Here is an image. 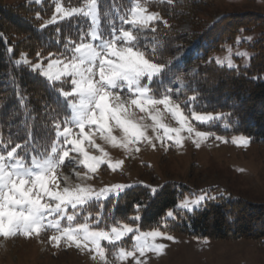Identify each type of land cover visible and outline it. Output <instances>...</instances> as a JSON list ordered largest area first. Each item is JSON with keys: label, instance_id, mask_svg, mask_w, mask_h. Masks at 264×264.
<instances>
[{"label": "snow or ice", "instance_id": "snow-or-ice-1", "mask_svg": "<svg viewBox=\"0 0 264 264\" xmlns=\"http://www.w3.org/2000/svg\"><path fill=\"white\" fill-rule=\"evenodd\" d=\"M149 2L154 0H131V7L119 17V27L110 21L107 34L100 28L98 0H84L82 7L70 10L57 3L56 13L60 14V20L73 17L90 19L88 32H81L79 41L69 37L64 43V51L49 53L46 63H33L24 54L15 62L17 65H29L32 71L45 78L56 89L58 96L63 98L68 114L64 119L53 117L55 139L42 150H37L32 129L28 130L23 143L14 145L11 140L5 143L0 133V237H31L33 234L39 235L42 230L51 229L58 233L50 237L56 246L61 239H65L69 246L74 244L77 249L94 251L103 264H108L107 246L112 247L111 255L115 259L124 261L132 258L134 264H146V260L141 259L146 253L160 254L166 247L156 243L157 238L174 239L160 228L143 231L135 224V221L140 220L139 212L143 207L140 204L136 205L137 215L130 218L132 223L116 221L111 225L100 226L103 222L102 213L93 215L90 211L92 205L100 204L110 197L118 200L131 185L114 184L100 189L88 184L69 187L67 177H64L65 186L61 188L58 176V170L66 161L86 169L83 173L76 172V176L82 180L91 179L102 164H107L113 171L121 167L123 161L113 163L108 153L95 144L92 134L96 132L113 147H122L125 151H131L129 146L135 147L141 141H147L155 147L156 140L163 141L165 138L174 141L175 145H181V134L184 132L189 136L194 134L197 138L194 143L199 147L201 141L215 136V133L197 130L192 121L207 125L225 118V114L199 113L194 109L188 110L190 115L185 114L181 103L172 98V88L161 96L155 94L152 84L155 80L162 82L168 65L154 61L147 54L146 45H141L142 34L146 31L156 32L155 22L161 21L157 12L146 14L145 4ZM162 2L171 4L172 0ZM37 18H40L39 14ZM57 19V15H53L41 27L56 23ZM162 22L167 26V21ZM8 51L13 49L9 48ZM37 56L39 58L41 53L38 52ZM216 62L224 63L219 59ZM227 66L237 67L231 57L227 60ZM176 80L183 83L182 77L177 76ZM65 85L69 86L67 90ZM196 99L195 95L188 98L189 101ZM19 100L24 104L25 97L19 95ZM160 105L171 112L178 127H169L160 121L157 107ZM132 106L142 113L155 112L151 119L154 125L163 129V135L148 137L146 129L149 126L141 123L144 117L137 119L135 113L130 111ZM28 119L25 106V120ZM31 119L35 120V117ZM110 121H114L115 126L122 131L121 138L112 134ZM216 139L224 138L216 136ZM85 141L99 149L102 155H91L84 147ZM232 142L243 145L249 143L244 136L233 137ZM135 150L139 151V148ZM73 153L76 155L73 156ZM157 190L151 188L153 194ZM207 199L215 197L201 194L195 199H185L177 207L190 212ZM166 215L167 218H175L174 211L170 210ZM125 238L133 241L130 249L123 245Z\"/></svg>", "mask_w": 264, "mask_h": 264}, {"label": "trees", "instance_id": "trees-1", "mask_svg": "<svg viewBox=\"0 0 264 264\" xmlns=\"http://www.w3.org/2000/svg\"><path fill=\"white\" fill-rule=\"evenodd\" d=\"M62 1L74 3L84 0ZM98 2L103 26L116 10L123 15L131 6V0ZM194 5L190 0L158 3L157 7L166 16L169 27L163 28L158 23L156 32L144 34V41L152 49L148 54L168 65L165 74L176 90V77H182L185 84L179 92L194 94L197 110H222L233 132L264 143V15L251 11L228 13L208 27L193 29L189 33L178 30L176 23L181 16L192 12ZM38 10L41 15H46L51 6L47 4L41 8L34 3L10 4L0 0V133L4 142L11 140L14 145L23 143L28 130L32 129L37 150H42L55 138L53 117L64 119L68 114L67 108L63 98L45 78L28 65H17L16 59L21 52H26L33 59L37 58L38 52L45 58L49 53H60L69 37L77 41L81 32L86 33L88 24L83 18L73 17L42 28L40 19L36 17ZM253 29L260 32L249 46L253 54L246 68H227L209 58L212 51L234 42L241 31ZM151 39L154 43L150 46ZM190 45L193 48L187 54L168 62L177 49ZM9 48L13 51L9 52ZM18 93L25 97L24 104H21ZM25 106L29 115L27 121ZM178 198L175 183L164 184L155 194L149 187L134 186L120 197L116 215L119 213L129 220L128 214L136 212V205L140 204L143 207L139 221L144 229L162 227L211 240H260L264 237V203L240 197L219 196L207 200L191 213L175 209V218L166 220V227H163L161 221L165 212L175 208Z\"/></svg>", "mask_w": 264, "mask_h": 264}, {"label": "rangeland", "instance_id": "rangeland-1", "mask_svg": "<svg viewBox=\"0 0 264 264\" xmlns=\"http://www.w3.org/2000/svg\"><path fill=\"white\" fill-rule=\"evenodd\" d=\"M5 1L10 4L23 2L34 3L41 8H45L49 4L51 6L49 13L41 15L40 10L36 13V17L37 14L40 17L39 26L45 25V22L50 20L53 15H57V22L63 21L59 19L60 14L56 13L57 3L66 10L82 7L84 3V1L65 3L62 0H39V2L37 0ZM177 1L181 2L183 0ZM141 2H144V0ZM160 2L162 0H154V2L146 3V14L152 12L159 13L161 21L155 22V26L160 23L163 28H168L169 21L157 7ZM192 2L193 4L195 3L192 12L181 16L176 23L178 26L177 29L182 32L189 33L193 29L208 27L214 20L228 13L251 11L264 15V0H190V3ZM196 3H198L197 6ZM121 15L119 10H116L113 17L108 19L105 26L102 25L100 20V28L105 34L110 31V21L119 27V17ZM83 19L87 21L88 27L86 32H88L91 21L88 18ZM162 21H167V26ZM259 32V29L241 31L236 36L234 42L226 43L222 49L212 51L209 58L215 62L219 59L224 62L219 65L229 68L227 66V60L231 57L233 63L237 66L233 67V69L246 68L253 54L249 46L259 37ZM146 33L148 31L142 34L141 45H146L148 54V51L151 52L152 49L144 41L143 36ZM149 43L151 46V43H154L153 39ZM192 48L193 46L190 45L177 49L168 62L180 59V57L187 54ZM237 53H247L248 55L241 56L237 55ZM22 54L33 63L38 61L46 63V58H48L47 55L46 58L42 56L38 58L37 56L36 59H33L27 56L26 52H21L16 61L22 58ZM150 57L154 61L159 62L152 56ZM184 84L185 82L182 84L178 82L176 84L177 89H182ZM64 87L67 90L69 86L65 85ZM152 87L157 96H161L167 89L172 88V98L181 103L185 109V114L190 115L188 112L189 109H194L199 113H211L213 115L225 114L222 110H197L194 104L195 101L188 100L194 94L177 91L172 86V81L167 74L163 76L162 82L155 80ZM157 107L160 111V121L162 123L169 127H178L171 112L165 109L163 105ZM130 111L135 113L137 119L144 117L141 123L149 126L146 129V135L148 137L154 138L157 135H163V129L159 128L158 125H154L151 119V115L155 114V112L151 114L147 112L142 113L135 106H132ZM192 123L195 124L197 130L212 132L215 133V136L201 141L200 146L197 147L194 143L197 139L194 134L189 136L187 132H184L181 134V145H175L174 141H168L165 138L163 141L156 140L155 147H152L147 141H141L135 147L130 145L131 151H125L122 147H113L111 143L101 139L99 133L96 132L92 134L95 144L99 145L108 153V157L113 163L123 161L121 167L113 171L108 168L107 164H102L97 172L92 175L91 179L82 180L76 176V172L83 173L86 169L74 162L66 161L58 170L60 187L63 188L65 186L64 177H67V185L69 187H73L76 184H88L95 189H100L114 184L131 185L132 187L121 193V197L122 194L134 186H151L149 187L150 189H159L164 184L175 183L179 198L175 208H169L165 212L163 221H161L163 227L167 222L166 220L172 219L167 218L166 214L168 211H174V215L176 214L175 209L191 213L198 208H194L189 212L177 206L185 199H195L197 196L205 193L215 198L219 196L226 198L240 197L251 202L264 203V143L254 142L247 136L233 132L226 114L224 119L215 120L207 125H201L197 121H192ZM109 126L113 129V135L118 138L122 137L123 133L118 126H115L114 121H110ZM153 126L156 129L155 131H153ZM74 131H78V129H74ZM216 136L223 137L224 139L218 140ZM239 136L246 137L249 143L247 145L233 143V137ZM84 147L91 155H102L99 149L91 147L87 141L84 142ZM136 147L139 148V151L135 150ZM21 151L23 152V150ZM72 155L74 156L76 154L73 153ZM120 197L118 200L110 197L108 200L101 201L100 204H93L90 208L93 215L97 212L102 213L103 222L100 224L101 227H104L105 224L111 225L116 221L132 223L130 218L136 216L137 212L129 213V220L122 218L119 213L116 215V208L119 206ZM207 200L203 201L199 208ZM135 224L140 227L139 220L135 221ZM156 228L165 231L174 239L157 238L155 242L164 244L166 247L160 254L155 252L146 253V256L141 258L146 260V264H264V237L260 240L244 238L234 241L211 240L204 237L168 231L162 227L141 229L143 231H149ZM54 235H58V233L49 229L42 230L39 235L33 234L31 237H24L22 235L10 238L0 237V264H103V261L96 256L94 251L90 252L87 249H77L74 244L69 246V243L65 239H61L59 245L56 246L50 240V237ZM102 244H106V242H102ZM132 244L133 241L130 238H125L123 241L124 247L128 249L132 247ZM107 247L108 254L106 259L108 264H134L132 258L124 261L113 258L111 255L113 251L112 247ZM137 255L139 254L137 253ZM94 256L96 258H93Z\"/></svg>", "mask_w": 264, "mask_h": 264}]
</instances>
